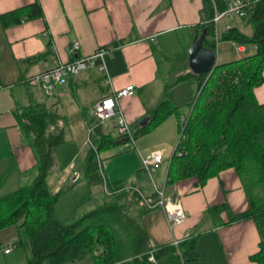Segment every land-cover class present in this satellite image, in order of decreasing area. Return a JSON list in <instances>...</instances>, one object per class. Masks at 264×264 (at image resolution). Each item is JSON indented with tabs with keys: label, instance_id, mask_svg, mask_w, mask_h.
<instances>
[{
	"label": "crops",
	"instance_id": "obj_1",
	"mask_svg": "<svg viewBox=\"0 0 264 264\" xmlns=\"http://www.w3.org/2000/svg\"><path fill=\"white\" fill-rule=\"evenodd\" d=\"M34 2L41 16L8 27L0 21V196L30 183L35 176L36 158L15 113L28 106H45L62 118L59 126L63 133L70 131L72 136L56 147L48 180L51 192H60L55 205L59 220L77 219L106 202H122L128 216L146 231L147 246L157 248L196 237L195 249L188 250L183 264H257L251 258L259 242L254 222H227L230 214L248 206L236 170H222L200 189H195L192 179L167 183L169 161L178 141L180 120L176 115H170L149 133L134 137L136 125L163 100L184 106L196 96L195 78L175 80L192 73L188 50L200 33L201 0H0V14ZM30 11L28 8L25 15ZM231 24L247 35L252 32V27L247 32L246 18L234 17ZM73 41L79 42L78 55L111 46L105 55L106 71L84 70L56 85L51 94L26 83L30 76L57 61L72 59L68 48ZM241 47L244 51L236 53V58L253 54L256 49L252 44ZM168 78L172 79L170 83ZM130 84L134 93L121 98L119 106L129 122L135 149L123 146L116 151L117 144L129 139L119 134L114 121L102 125L105 134L119 137L116 145L102 151L110 156L104 169L108 188L113 191L108 195L102 184H90L83 176L88 152L83 138L92 126L89 121L94 104ZM166 84L171 86L167 89ZM255 95L264 102V82L255 88ZM74 130L81 132L77 143L82 144L75 143L73 148ZM154 149L162 150L164 160L149 176L141 169V156ZM131 187L137 188L151 206ZM155 187L163 188L166 201L181 203L186 213L184 222L168 224L162 207L156 204ZM216 205L226 207L211 214L210 208ZM6 247L0 242V251Z\"/></svg>",
	"mask_w": 264,
	"mask_h": 264
},
{
	"label": "trees",
	"instance_id": "obj_2",
	"mask_svg": "<svg viewBox=\"0 0 264 264\" xmlns=\"http://www.w3.org/2000/svg\"><path fill=\"white\" fill-rule=\"evenodd\" d=\"M225 7L226 0H201L199 35L205 30L206 48L216 50L213 16L215 9L222 11ZM28 8L31 11L25 15ZM41 15L34 2L0 14V21L3 27H8ZM246 21L252 27L250 35L232 27L222 33L220 41L252 44L256 46L255 52L217 63L210 75L189 73L178 77L175 83L190 77L196 79L194 100L184 106L163 100L145 124L136 125L134 137L149 133L170 115L179 120L184 116L183 126L179 122V137L166 182L192 179L195 189H200L210 177L234 168L248 206L242 212L230 214L227 222L247 219L254 222L259 242L251 258L264 264V102L260 103L255 95V88L264 82V0L254 4ZM170 86L166 84L167 89ZM15 114L24 140L36 158L35 176L30 183L0 196V230L12 225L24 229L31 248L30 254H26V264H66L88 256L91 264H149L150 252L156 264H183L188 250L195 249L196 237H188L178 246L173 243L157 248L147 246L146 231L113 202H106L77 219L59 220L55 205L60 192L52 193L48 180L55 165L54 151L65 143L63 128L59 126L62 118L41 105L20 108ZM89 124L93 126L90 138L95 149L87 146L82 173L95 185L101 184L96 154L116 145L119 137L105 134L94 116ZM2 183L3 178L0 187ZM223 207L226 206H213L210 212L217 214ZM118 222L132 236L122 245L121 235L113 226Z\"/></svg>",
	"mask_w": 264,
	"mask_h": 264
},
{
	"label": "built area",
	"instance_id": "obj_3",
	"mask_svg": "<svg viewBox=\"0 0 264 264\" xmlns=\"http://www.w3.org/2000/svg\"><path fill=\"white\" fill-rule=\"evenodd\" d=\"M259 0H226V7L222 11L215 9L213 16L214 24V38L216 44L220 41L221 35L224 31L232 28L231 20L234 17L246 18L249 11L253 8L254 4ZM231 46L234 48L237 54L244 51L241 45L235 41H230ZM79 49V42L73 41L68 48L69 54L73 56L72 59L67 61H57L54 66L36 73L30 76L26 83L29 86H37L42 89L46 94H51L56 85L64 83L67 79L75 77L80 72L97 68L106 71L105 66V55L109 53L111 46H99L93 52L87 55H78L77 50ZM134 86L127 85L123 88L115 90L112 95L105 96L98 100L93 106V116L103 125L106 121H114L117 131L120 135L126 137L134 143V137L130 129L129 122L125 118L122 109L119 106V100L124 97L133 95ZM185 117H180V124L183 126ZM93 126L87 128L86 145L93 146L90 133L92 132ZM95 149V147H94ZM98 171L101 176V184L103 191L111 195L113 191L108 188V180L104 172L102 158L100 153L96 154ZM164 156L161 149L151 150L144 156H141V169L144 173L151 176V174L159 167L163 162ZM141 198L147 202L149 206L151 203L143 196V194L135 187H131ZM155 193L158 197L156 204H159L164 211L166 220L170 226L180 224L186 219V213L180 202H168L165 200L163 188L155 187ZM173 244L178 246L179 241L174 240ZM10 251L9 247L3 249L4 253ZM149 264H156V259L153 252L148 255Z\"/></svg>",
	"mask_w": 264,
	"mask_h": 264
},
{
	"label": "rangeland",
	"instance_id": "obj_4",
	"mask_svg": "<svg viewBox=\"0 0 264 264\" xmlns=\"http://www.w3.org/2000/svg\"><path fill=\"white\" fill-rule=\"evenodd\" d=\"M250 29L251 26L248 23L247 32H250ZM216 56H217V63H225L235 59L236 52L228 41H218L216 44ZM171 80H172L171 78H168L167 79L168 83H170ZM182 112H184V110ZM70 127H72V125H70ZM67 129H69V127ZM78 130L76 132L75 130L72 132V135L74 137V141H72L73 145H71L72 147L74 146L75 143L78 146L82 144L81 141L77 143L78 141L77 139L81 137L80 136L81 132ZM64 136L65 138L72 137L70 131L66 132ZM178 137H179V132H178ZM86 138H87V133H85V138H83L85 145H86ZM119 144H117L118 146L114 148L116 151L120 150L121 147L123 146L129 149H135L134 143L131 140ZM105 154L107 153L104 152L100 153L104 169L106 168L105 160L110 157L109 154L108 155ZM115 204H119L122 207L125 206L124 203L122 202L121 203L116 202ZM123 211L128 215V213L126 212V207ZM89 220L91 219L90 218L87 219L86 222ZM113 226L115 232L119 235V237L121 235L119 239V243L121 245L124 244L125 242H129L132 239V236L128 234V231L124 230L122 222L115 223ZM0 242H2L5 246L9 247L10 250L12 251L11 254L9 255H4L3 252L0 251V264H26V254L28 255L30 254L31 248H30V242L28 236L26 235L23 228H17L15 225H12L10 227L0 230ZM91 262H92L91 257L88 256L82 260L76 262H70L66 264H91Z\"/></svg>",
	"mask_w": 264,
	"mask_h": 264
},
{
	"label": "water",
	"instance_id": "obj_5",
	"mask_svg": "<svg viewBox=\"0 0 264 264\" xmlns=\"http://www.w3.org/2000/svg\"><path fill=\"white\" fill-rule=\"evenodd\" d=\"M204 38L205 30L201 32L188 50V65L192 73L196 75H210L217 65L216 51L212 48L204 47ZM147 121L148 117L143 118L140 124H145Z\"/></svg>",
	"mask_w": 264,
	"mask_h": 264
}]
</instances>
